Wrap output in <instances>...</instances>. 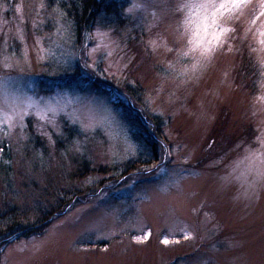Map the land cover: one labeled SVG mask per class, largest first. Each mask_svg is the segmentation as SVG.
<instances>
[{
  "label": "rangeland",
  "instance_id": "obj_1",
  "mask_svg": "<svg viewBox=\"0 0 264 264\" xmlns=\"http://www.w3.org/2000/svg\"><path fill=\"white\" fill-rule=\"evenodd\" d=\"M58 1L0 0V106L25 112L22 127L0 129V215L15 208L33 221L45 188L83 195L42 233L1 246L0 264H264V185L244 165L233 173L264 139V51L253 33L244 38L252 8L239 18V38L193 75L179 0H127V24L99 20L81 42ZM127 85L140 88L145 109ZM126 107L162 120L158 157L117 182L88 173L146 157L123 121ZM82 159L90 170L72 180Z\"/></svg>",
  "mask_w": 264,
  "mask_h": 264
},
{
  "label": "trees",
  "instance_id": "obj_2",
  "mask_svg": "<svg viewBox=\"0 0 264 264\" xmlns=\"http://www.w3.org/2000/svg\"><path fill=\"white\" fill-rule=\"evenodd\" d=\"M127 6V0H59L57 3L58 11L60 10L64 18L72 24L74 34L77 40H79L78 42L82 41L85 33L94 28L96 22L99 20H102L103 24L105 23L112 27L127 24ZM143 34L142 30L137 29V43L143 45H138V47L145 53L146 46L141 42ZM256 72L257 69L255 70V75ZM72 78L77 79L76 77ZM94 84L100 90L109 87L100 82H94ZM102 85L106 87H102ZM123 90L128 97L130 96L134 102L144 108L143 94L140 88H132L127 85ZM121 113L132 140L137 143H141V141L144 143L146 157H143V151H141L138 156L130 158L125 162L114 163L108 167H96L97 169L91 171H89L90 167L87 160L74 161L75 170L71 174L72 180L74 177H82L84 174L87 176L91 172L93 174L110 173L113 175L112 177H116L117 182L142 167L150 166L156 160L158 157V145L156 140L153 139V135L162 134L161 130L164 127L162 120L157 116L151 117L145 114V112L142 113H144L145 117L146 115L148 117L141 120L136 114L137 112L128 107L123 108ZM65 130L69 133V138L77 134L75 127H68L67 125ZM31 140L34 145V150L41 147L43 155L46 156L47 149L44 142L39 140L38 137H32ZM45 190L48 194L46 196L44 194V200L33 210V221H30V217H24V215L19 216L15 208H10L4 214L0 215V247L22 237L35 236L42 233L55 217L59 218V216L66 214L67 210L72 205H75L77 199L82 198L81 195H83L80 191H72L64 186L54 193H49L47 188ZM42 192L44 193V190Z\"/></svg>",
  "mask_w": 264,
  "mask_h": 264
},
{
  "label": "snow or ice",
  "instance_id": "obj_3",
  "mask_svg": "<svg viewBox=\"0 0 264 264\" xmlns=\"http://www.w3.org/2000/svg\"><path fill=\"white\" fill-rule=\"evenodd\" d=\"M250 7L252 14L244 38L247 39L248 34L253 33L261 46V51H264V0H258L256 5L253 4V0H179L176 10L182 16L177 31L185 40L187 49L183 52L182 58L190 57L195 61L190 69L193 75L210 61L216 50L222 48L228 39L239 38L237 36L239 18ZM18 38L22 39L19 34ZM249 47L251 48V45ZM251 50L256 51L255 48ZM260 62L264 66V59ZM187 74L186 72L184 75L187 76ZM24 115L23 110L18 111L14 106H0V129L4 127L5 121L9 129L13 127L16 120L20 121L22 127ZM40 118L46 117L41 115ZM241 165H244L245 169L243 175L251 179L253 185H264V139L260 140L259 148L245 149L243 156L234 162L233 173L237 172Z\"/></svg>",
  "mask_w": 264,
  "mask_h": 264
}]
</instances>
